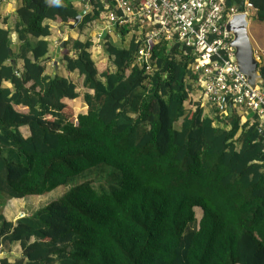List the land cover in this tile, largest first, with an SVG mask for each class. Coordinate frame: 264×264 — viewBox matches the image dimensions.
Segmentation results:
<instances>
[{
  "label": "trees",
  "instance_id": "16d2710c",
  "mask_svg": "<svg viewBox=\"0 0 264 264\" xmlns=\"http://www.w3.org/2000/svg\"><path fill=\"white\" fill-rule=\"evenodd\" d=\"M89 1L80 33L104 22L106 4ZM250 1L264 24V0ZM86 5L20 0L13 20L0 16V208L66 189L16 221L0 213V264H264L257 117L241 123L217 106L206 115L193 101L194 57L178 48L156 47L152 73L135 66L128 27L115 33L126 45L104 39L105 72L96 39L64 44L74 53L63 57L66 71L82 87L63 71L47 74L50 22H74ZM79 98L85 109L71 122L64 100Z\"/></svg>",
  "mask_w": 264,
  "mask_h": 264
},
{
  "label": "built area",
  "instance_id": "2783aa9c",
  "mask_svg": "<svg viewBox=\"0 0 264 264\" xmlns=\"http://www.w3.org/2000/svg\"><path fill=\"white\" fill-rule=\"evenodd\" d=\"M101 1L106 4L102 18L106 31L115 34L116 27H128L134 35L135 66L152 73L153 51L160 45L189 53L194 57L191 67L197 75L194 100L202 106H217L223 112L230 107L246 109L258 117L259 133L264 131V85H249L236 64V50L230 45L233 35L227 30L232 17H248L249 11L255 12L250 0H241V11L228 7L225 0ZM255 55L260 71L264 53L258 49Z\"/></svg>",
  "mask_w": 264,
  "mask_h": 264
},
{
  "label": "rangeland",
  "instance_id": "374dc122",
  "mask_svg": "<svg viewBox=\"0 0 264 264\" xmlns=\"http://www.w3.org/2000/svg\"><path fill=\"white\" fill-rule=\"evenodd\" d=\"M240 2H241L240 6H235V7L239 8V10H240V7L243 8L242 1L240 0ZM249 13H250V16L247 17V20L249 22L248 32H249L251 44H252V47H253L254 58L256 59V55L255 54L258 51L257 42L260 45L261 44L264 45V25L259 24V22L256 19V14H255L254 11H249ZM73 23L74 22H71V24H73ZM106 28L107 27H106V23L105 22L98 21L97 22V26L95 24H94V27L92 25L88 26V28H86L83 33H80L78 30L77 31L79 32L78 36H79L80 39L84 40L85 38L91 37L92 40L93 39L95 40L96 37H94V36H96V34H98L100 32L102 34L104 32V30H107ZM111 38L114 40V43L116 45L117 44L118 45H126L127 44V39L125 41H118L117 38L114 35H112ZM100 40H101V38H100ZM92 55H93V58H94V60H95V62L97 64L98 70L100 72H105V70L108 68V64H110V63H109V59H108L106 53H104V48L102 49V48H100V46H97L94 49V52L92 51ZM257 64H258V61H257ZM258 72L260 74L259 69H258ZM72 77H73L72 80H74V81L77 80L74 76H72ZM79 77L81 78V80L83 82L82 77L81 76H79ZM263 85H264V83H263ZM83 92L84 91L82 90L81 93H83ZM193 101L194 102H200L197 99L193 100ZM193 101L191 100L190 102H187L186 106H188V107L194 106L195 103ZM229 101H231V99H229ZM67 104L70 106V107H68V110H67L68 113L69 114L72 113V117H70L69 121L75 122L76 119H77V116L79 114H81L83 112V110L85 109L84 102L82 101V98H80L79 100H76V101L75 100H72V101L70 100V102H68ZM205 107H206L205 108V114L206 115H210L212 105L207 104V105H205ZM224 111H225L224 112L225 114H227V112H229V111L235 112L236 116L238 115L240 117L241 123H246L247 121H249L250 117L252 116L249 113V111H247L246 109H243L241 107H238L237 110H235L234 108L230 107V108H228V109H226ZM257 119H258V117H257ZM258 122H259V120H258ZM263 134H264V131L259 133L260 136H263ZM65 191H66V189L63 188V189L57 190L54 193L47 194V195H44V196H33V197L26 198L24 200L10 201V202H8L6 204L5 207L0 208V213H2L8 220L16 221L17 219H20V218H22L24 216L33 214L34 212H36L40 208L46 206L48 203H50L51 201H53L54 199L58 198L60 195L65 193ZM195 213H196L197 221L199 222V220L201 219V216H202V210L197 208V209H195ZM19 253L20 252H19L18 248H14L12 254L13 255H18ZM2 256H7V254H6V252H2L0 250V258Z\"/></svg>",
  "mask_w": 264,
  "mask_h": 264
},
{
  "label": "crops",
  "instance_id": "0c3cea01",
  "mask_svg": "<svg viewBox=\"0 0 264 264\" xmlns=\"http://www.w3.org/2000/svg\"><path fill=\"white\" fill-rule=\"evenodd\" d=\"M48 1L51 3V0H48ZM19 5H20V0H0V16L9 17L13 20L14 18L13 15L15 14L16 10L19 8ZM70 24L71 22L64 24L60 20L50 22L51 36L48 38V41L50 44L48 57H49L50 62L47 63L46 73L51 75V74H55L57 71L58 72L63 71L62 73L66 75L67 77H70L71 79L73 78L72 76H74L77 80L75 81L73 80V81L78 85V87H82L83 82L81 78L78 76V74L76 72L74 73L67 72L65 65L63 63V57L65 55H71V56L74 55V53L69 52V48L64 47V44L67 41L79 39L78 31L76 29L71 30L69 27ZM259 24L264 25L260 22ZM100 34L101 33H98L96 35L99 37ZM112 35L115 36L114 33L111 34V37ZM12 38H13V43L15 44V41H14L15 36H12ZM257 45H258V49L264 53V45L262 44L260 45L258 42H257ZM18 65L19 67L21 66V61H18ZM68 102H70V100H64V103L67 104ZM68 107L70 106L69 105L67 106V110H68ZM17 110L23 113L27 112L26 108L18 107ZM21 131L25 135V138H27L28 130L24 127L21 129Z\"/></svg>",
  "mask_w": 264,
  "mask_h": 264
},
{
  "label": "water",
  "instance_id": "95a60500",
  "mask_svg": "<svg viewBox=\"0 0 264 264\" xmlns=\"http://www.w3.org/2000/svg\"><path fill=\"white\" fill-rule=\"evenodd\" d=\"M87 4L86 10L81 12L79 16H77L74 20L73 24H70L69 27L71 30H74L76 26L81 22L82 18L91 12V2L89 0H84ZM242 10V7H240ZM249 22L247 20V16L245 14L236 15L231 18L229 23L227 24V30L233 35V40L230 45L235 48V57L236 64L245 76L247 82L250 86L256 87L264 83V79L258 72V64L257 60L254 58L253 47L250 40V35L248 32ZM107 36V32L104 31L101 35L100 45L104 48V39ZM105 51V49H104ZM10 56H12V52L10 50ZM57 64V63H56ZM263 136L259 137V141H262Z\"/></svg>",
  "mask_w": 264,
  "mask_h": 264
},
{
  "label": "clouds",
  "instance_id": "9594fccd",
  "mask_svg": "<svg viewBox=\"0 0 264 264\" xmlns=\"http://www.w3.org/2000/svg\"><path fill=\"white\" fill-rule=\"evenodd\" d=\"M60 2H61V0H51V3H53V4H55V5H59L60 4ZM76 29V28H75ZM104 31H106V30H104ZM107 32V35H109L110 33H108V31H106ZM101 35L102 34H100V36L98 37L97 35L96 36H94V37H96V39H97V41L99 42V44H100V38H101ZM110 36H111V34H110Z\"/></svg>",
  "mask_w": 264,
  "mask_h": 264
}]
</instances>
